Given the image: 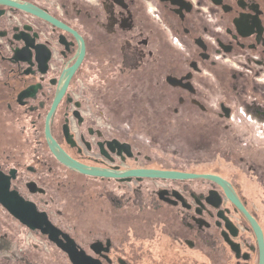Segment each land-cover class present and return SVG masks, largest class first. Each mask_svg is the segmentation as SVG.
Wrapping results in <instances>:
<instances>
[{
  "label": "flooded vegetation",
  "instance_id": "flooded-vegetation-1",
  "mask_svg": "<svg viewBox=\"0 0 264 264\" xmlns=\"http://www.w3.org/2000/svg\"><path fill=\"white\" fill-rule=\"evenodd\" d=\"M140 73L161 109L121 127L90 81L119 102ZM262 83L264 0H0V264H264V206L229 165L249 158L216 137L259 131Z\"/></svg>",
  "mask_w": 264,
  "mask_h": 264
},
{
  "label": "rangeland",
  "instance_id": "rangeland-1",
  "mask_svg": "<svg viewBox=\"0 0 264 264\" xmlns=\"http://www.w3.org/2000/svg\"><path fill=\"white\" fill-rule=\"evenodd\" d=\"M142 58L141 53L136 51V63ZM142 74V76H140ZM135 90H131L130 98H125L123 101H119L120 97L116 98H102L99 90V83L92 79L90 81L91 94L93 95V102L99 110H103L104 115L109 117L113 122L118 123L121 127L128 126L132 121V116L129 114L134 110H160V102L154 93L150 90L147 76H143L140 73L135 77ZM264 86V83H262ZM151 92V94H150ZM121 94V92H119ZM132 94H134L132 96ZM102 99V101L100 100ZM128 103L129 105H127ZM175 102H168L164 105L165 110H172L176 108ZM177 110H194L190 108H176ZM259 122H261L259 120ZM251 124V123H250ZM262 124V122L260 123ZM259 124V131L256 126H234L227 132H217L218 138L223 139H238L242 143L240 147V155L248 157L250 164L243 162H232L229 165H234L241 172V177L245 181L246 185L251 188L253 196L264 206V125ZM144 134V133H142ZM138 135H141L140 133ZM144 137V135H142ZM181 150L184 155L198 154L204 156L208 154V148L204 145L201 137L188 136L183 139ZM171 153V152H169ZM216 160V159H214ZM218 161V160H217ZM217 165L224 167L226 163L215 162ZM253 166L254 168H250ZM257 168V169H255ZM261 170L263 172H261Z\"/></svg>",
  "mask_w": 264,
  "mask_h": 264
},
{
  "label": "water",
  "instance_id": "water-1",
  "mask_svg": "<svg viewBox=\"0 0 264 264\" xmlns=\"http://www.w3.org/2000/svg\"><path fill=\"white\" fill-rule=\"evenodd\" d=\"M25 9H27V8H25ZM51 21L53 23H55L57 26H61L56 21H54V20H51ZM83 54H84V49H83V46L81 45L80 50H79V54H78V59L75 62V64L72 66V68L70 69V72L68 74L67 79H69L71 77V75L75 72V70L79 67V65H80V63H81V61L83 59ZM171 83H175V81H171ZM58 157L60 158V160L63 163L77 168L80 172H82L84 174H89V175H93V176L116 177L115 175L108 174L106 172L97 171V170L89 169V168H86V167H83V166H79L76 163H73L70 160H68L67 157L61 151L58 152ZM135 175L136 176H138V175L139 176H145V177H150V178H155V177L187 178V177H190L188 175H183V174H179V173H175V172H157V171H143V172H138ZM201 177L213 180V181L217 182L218 184H220L224 188L225 192L227 193V195L231 199V201L233 203H235L241 209V211L247 216V218H249L252 221V218L243 209V207L241 206L239 200L237 199V197L235 196V194L233 193V191L231 190V188L229 187V185L226 182H224L223 180H221L220 178H217L215 176H201ZM259 242H260V245H261L260 249L263 250V248H262V237H261L260 231H259Z\"/></svg>",
  "mask_w": 264,
  "mask_h": 264
}]
</instances>
